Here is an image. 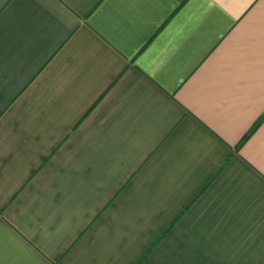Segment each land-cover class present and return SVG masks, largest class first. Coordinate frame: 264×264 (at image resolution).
Listing matches in <instances>:
<instances>
[{
    "label": "crops",
    "instance_id": "obj_1",
    "mask_svg": "<svg viewBox=\"0 0 264 264\" xmlns=\"http://www.w3.org/2000/svg\"><path fill=\"white\" fill-rule=\"evenodd\" d=\"M0 264H264V0H0Z\"/></svg>",
    "mask_w": 264,
    "mask_h": 264
},
{
    "label": "trees",
    "instance_id": "obj_2",
    "mask_svg": "<svg viewBox=\"0 0 264 264\" xmlns=\"http://www.w3.org/2000/svg\"><path fill=\"white\" fill-rule=\"evenodd\" d=\"M254 128V127H253ZM246 136V135H245Z\"/></svg>",
    "mask_w": 264,
    "mask_h": 264
}]
</instances>
